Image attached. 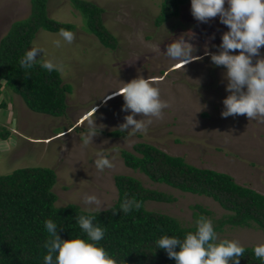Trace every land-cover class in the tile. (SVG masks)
I'll use <instances>...</instances> for the list:
<instances>
[{
    "label": "rangeland",
    "instance_id": "1",
    "mask_svg": "<svg viewBox=\"0 0 264 264\" xmlns=\"http://www.w3.org/2000/svg\"><path fill=\"white\" fill-rule=\"evenodd\" d=\"M87 1L103 9L101 19L116 39L115 49L103 47L86 32L69 0H48L47 15L73 24L75 39L68 44L59 33L39 30L30 48L35 42L45 49L46 55L38 53V61L52 59L62 65L61 82L70 86L66 108L56 117L30 111L2 84L0 131H7L8 136L0 138V175L23 167L50 168L56 176L52 187L55 205L75 204L84 211L90 207L83 202L86 194H95L109 208L117 196L114 177L124 175L171 196L172 202L146 201L144 208L169 215L182 226L195 225L194 205L210 211L213 223L226 213L209 197L152 182L126 167L120 151L133 153L134 145L147 143L195 167L226 173L235 183L264 195V121L249 120L246 115L221 116L223 100L229 95L225 69L214 66L211 57L204 55L206 49L217 52L222 34L229 30L219 16L198 22L191 13V0H187L177 17L157 26L154 19L160 0ZM29 12L30 0H0V38L11 23L26 18ZM193 34L190 42L197 48L193 54L203 59L184 66L165 54L173 40L181 35L189 39ZM57 39L61 40L59 48L53 43ZM260 51L264 54V46ZM140 75L154 78V86L169 107L163 109L162 119L152 118L146 132L130 134L129 130L123 136H109L120 131L124 117L131 114L122 111L124 98L117 90ZM142 118L137 114L136 119ZM89 119L96 122L98 135L85 147L82 137L88 133ZM98 152L105 153L114 166L97 170ZM216 233L220 239H236L247 247L264 243V230L254 227L224 226Z\"/></svg>",
    "mask_w": 264,
    "mask_h": 264
},
{
    "label": "trees",
    "instance_id": "2",
    "mask_svg": "<svg viewBox=\"0 0 264 264\" xmlns=\"http://www.w3.org/2000/svg\"><path fill=\"white\" fill-rule=\"evenodd\" d=\"M186 1L160 0L154 24L159 26L170 17H177L180 6ZM47 2L30 0L28 16L11 23L0 38V93L3 84L18 95L30 111L56 117L64 114L70 86L61 82L58 71L48 72L38 60L31 69L20 65V59L30 49L39 30L59 33L61 28L74 29L73 24L51 19L47 15ZM69 2L80 14L86 32L103 47L115 49L116 39L101 19L103 9L87 0ZM108 135L124 134L113 131ZM7 136V131H0L1 139ZM120 156L126 167L141 172L152 182L215 201L226 211L213 223L216 232L222 231L224 226L264 230V195L235 183L228 174L195 167L182 157L170 156L147 143L134 145L133 153L121 150ZM55 181L54 171L40 166L17 168L0 175V264H45L47 249L44 245L49 239L45 221L49 219L57 225L62 239L76 236L88 239L77 217H95L94 225L105 232L99 245L126 264H176L164 249L157 247V240L164 235L183 240L188 232L196 231L195 225L182 226L169 215L146 210V201L172 202L174 199L164 192L143 187L133 177L116 175V200L107 210L93 212L84 211L75 204L56 206L57 196L52 190ZM126 197L142 202L141 208L124 213L121 204ZM192 210L195 220L199 215L211 217V212L200 205L192 206ZM244 247L240 264H264L254 256L253 247Z\"/></svg>",
    "mask_w": 264,
    "mask_h": 264
},
{
    "label": "clouds",
    "instance_id": "3",
    "mask_svg": "<svg viewBox=\"0 0 264 264\" xmlns=\"http://www.w3.org/2000/svg\"><path fill=\"white\" fill-rule=\"evenodd\" d=\"M191 13L201 23H207L219 16L220 23L229 29L222 34L217 52L206 49L204 53L211 57L214 66L225 69L223 75L229 95L223 100L221 116L227 118L246 115L249 120L264 121V54L260 51L264 46V0H191ZM59 36L68 44L75 39V34L64 28L59 30ZM188 37L189 39H185V35H181L173 40L167 45L165 53L170 59L184 66L203 59L202 56L193 54L197 51L190 42L194 34ZM53 43L57 48L62 46L60 39ZM40 52L46 55L45 49L33 42L32 47L20 59L21 67L26 70L33 68ZM41 67L48 72L63 71L62 65L52 59L41 61ZM116 94L124 98L122 111L131 113L119 125L120 132H146L153 122L152 118L162 119L163 109L169 107L161 99L160 90L154 86V78L150 76L144 78L140 75L132 79L122 89L117 90ZM137 114L143 118L136 119ZM88 128V133L82 137L85 147L98 135L96 122L89 119ZM96 156L94 163L97 170L103 171L114 166L105 153L98 152ZM83 202L90 206L87 209L90 212L107 210L95 194H86ZM93 205L95 208L91 207ZM141 206L142 202L126 197L121 209L128 213L133 208L139 210ZM94 219L95 217L87 215L77 217L78 224L88 239L79 236L62 239L57 225L51 219L46 220L49 239L44 245L47 249L45 264H53L54 256L55 264H126L125 260H117L99 245L98 242L104 238L105 232L100 226L94 225ZM195 226L196 231L188 232L183 240L175 236H162L156 242L157 247L164 249L176 264H230V261L240 264L245 247L239 240L220 239L212 220L204 215H199ZM253 251L257 260L264 261V243L257 244Z\"/></svg>",
    "mask_w": 264,
    "mask_h": 264
}]
</instances>
